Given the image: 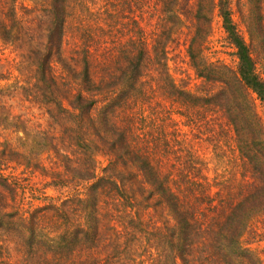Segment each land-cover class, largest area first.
I'll use <instances>...</instances> for the list:
<instances>
[{
	"label": "trees",
	"instance_id": "trees-1",
	"mask_svg": "<svg viewBox=\"0 0 264 264\" xmlns=\"http://www.w3.org/2000/svg\"><path fill=\"white\" fill-rule=\"evenodd\" d=\"M77 1L88 9L82 0ZM103 1L100 7L110 17L115 0ZM119 1L129 11L127 38L120 35L113 45L106 41L98 46V36L87 33L88 41L77 51L78 57H73L64 54L62 47L67 19L72 15L70 0L21 6L25 16L11 3L2 10L6 1L0 0V39L21 40L27 47L34 80L28 84L48 95L45 103L66 115L70 141L77 148L71 154L79 153L75 160L80 163L74 160L78 164L75 176L53 175L47 183L60 188L64 197L36 207L27 218L26 242L34 247L33 264H111L128 244L134 251L124 255L128 261L138 259L137 264H218L207 248L211 239L222 252V245L234 244L235 257L246 256L234 238L237 227L230 228L228 223L239 206L253 202L263 190L257 174L263 170L258 160L264 151L245 133L241 115L230 106L224 87L216 93L193 95L172 83L166 73L168 43L174 30L168 21L172 22L177 13L192 11L191 6L185 9L184 0ZM201 1L193 4L196 18ZM216 9L226 38L235 49L236 81L264 108V80L257 74L249 47L232 19L230 0H217ZM191 63L203 76L193 56ZM7 76L0 73V80ZM146 76L154 80L148 88L143 87ZM163 81L169 88L166 96L178 102L180 115L189 118L205 107L215 116L221 112L226 138L234 142L242 160L239 165L248 173H243L242 185L250 190L242 200L232 201L226 179H218L213 185L202 162L189 156L192 149L188 143L181 139L173 143L178 134L175 129L164 127L160 139L141 127L144 105L150 103L156 86L164 90ZM182 152L187 156H180ZM4 154L1 148L0 188L12 190L3 172ZM76 183L78 189L69 185ZM38 198L45 200L47 195ZM49 211L60 231L54 237L42 239L41 234L38 238L36 232L40 234L44 228L43 216ZM5 214L10 217L13 212ZM111 247L116 249L112 255Z\"/></svg>",
	"mask_w": 264,
	"mask_h": 264
},
{
	"label": "rangeland",
	"instance_id": "rangeland-1",
	"mask_svg": "<svg viewBox=\"0 0 264 264\" xmlns=\"http://www.w3.org/2000/svg\"><path fill=\"white\" fill-rule=\"evenodd\" d=\"M4 1L6 6L2 10L7 9L8 3H11L19 14L25 16L27 14L21 6L39 7L45 0ZM70 1L72 15L67 19L62 44L64 54L78 57L77 51L88 41L87 33L92 37L98 36V46L106 41L113 45L120 35L124 40L127 38L129 11H125V5H119V0H115L110 7V17L100 7L103 0H82L88 9L82 8L77 0ZM183 2L184 6L186 4L185 9L191 6L192 11L177 13L171 19L172 22L168 21L174 25L166 63L170 81L193 95L216 93L220 87H224L223 93L229 95L230 106L241 115L245 133L254 137L256 147L264 151V108L253 93L236 81L235 49L222 28L216 9L217 0H202L199 18L194 16L197 10L196 5H193L195 0ZM230 10L238 32L249 47L255 70L264 80V0H230ZM28 55L27 47L21 40L5 42L0 39V73L8 75L0 80V149L3 148L5 152L3 172L12 189L0 188V264H33L36 261L32 258L33 244L26 242L29 237L27 218L36 207L48 202L57 203L64 197L60 188L47 185L50 177H71L77 173L78 167L74 160L79 153L71 154L77 148L71 144L73 140L69 137L70 124L66 115L58 113L50 102L45 103L48 95L36 92L28 84L34 81L32 58ZM191 56L197 61L203 76L195 70ZM55 68L58 65L55 64ZM144 80V88L153 85L154 80L149 77L146 76ZM161 85L164 90L156 86L150 103L144 105L145 117L141 127L151 131L154 136L158 134L160 139L164 137V127L170 131L175 129L178 134L174 136L173 143L179 139L188 143L192 149L189 156L202 162L213 185L218 179H226L232 201L242 200L250 190L242 185V175L248 173L239 165L241 158L234 142L226 138L221 112L215 116L210 107H205L189 118L182 116L177 112L180 109L178 102L166 96L169 89L167 82L163 81ZM61 101L66 105V99ZM186 153L182 152L180 156L185 157ZM68 156L70 161L66 160ZM258 162L263 166L262 173L257 174L263 181V190L253 202L247 201L242 207L239 206L234 218L228 223L230 228L237 227L234 238L237 239L238 247L244 249L247 255L236 258L233 254L234 244L223 246L220 241L224 249L222 252L211 239L207 248L218 264H264V155L259 157ZM69 185L79 188L77 183ZM42 195H47V198H38ZM8 212H13V215L6 216ZM43 217L46 224L40 234L36 232L37 237L40 238L41 234L44 235L42 239L54 237L53 234L60 231V225L54 222L55 216L50 211ZM131 246L128 244L120 250L123 254L113 263L111 261V264H137L138 259L128 261L124 255L134 251ZM109 252L112 255L116 249L111 247Z\"/></svg>",
	"mask_w": 264,
	"mask_h": 264
}]
</instances>
